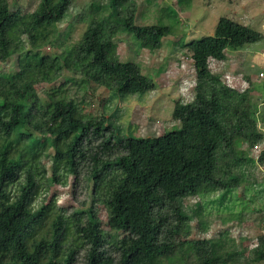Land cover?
<instances>
[{
	"label": "trees",
	"instance_id": "trees-1",
	"mask_svg": "<svg viewBox=\"0 0 264 264\" xmlns=\"http://www.w3.org/2000/svg\"><path fill=\"white\" fill-rule=\"evenodd\" d=\"M71 2L40 0L19 18L0 6V62L11 59L15 65L0 71V264H75L81 249L80 264H234L220 237L188 238V222L197 216L201 230L207 229L205 200L221 204L244 186L248 149L264 135L249 114L256 102L251 90L224 83L208 61L225 60L227 49L257 42L263 33L219 16L211 32L173 39L188 52L195 73L192 100H176L172 107L178 127L123 135L100 116L85 118L73 96L40 94L34 85L54 82L65 69L78 75L74 85L91 91L94 85L110 90L118 79L121 96L153 88L132 62L120 60L113 38L124 34L139 46L158 48L163 38L176 35V11L163 9L168 24L140 25L134 0H89L75 15L85 24L79 38L65 43V34L58 43L57 23ZM24 40L38 50L35 55ZM46 45H60L69 60L62 62L55 50L44 52ZM48 147L55 182L62 174L77 176L86 164L89 209L66 215L52 202L31 205ZM256 161L264 164V146ZM190 196L198 200L188 205ZM96 203L106 210L108 229L100 227ZM249 255L246 264L264 261L263 237Z\"/></svg>",
	"mask_w": 264,
	"mask_h": 264
},
{
	"label": "rangeland",
	"instance_id": "rangeland-1",
	"mask_svg": "<svg viewBox=\"0 0 264 264\" xmlns=\"http://www.w3.org/2000/svg\"><path fill=\"white\" fill-rule=\"evenodd\" d=\"M39 1L0 0V6L8 7L12 15L19 18L26 17L32 12ZM134 1L135 23L140 25L168 24L170 19L163 9L170 8L176 11L173 26L176 35L163 38L158 48L148 49L139 46L124 34H118L113 38L120 60L132 62L152 81L153 88L141 94L134 92L121 96L119 95L121 81L118 79L110 90L94 85L91 91L90 87L74 85L73 81L78 79V75L65 69L54 82H37L34 87L40 94L55 91L59 93V97L73 96L77 99L85 118L100 116L104 121L111 122L117 134L149 136L178 127V121L171 115L174 102L176 100L188 102L194 96L193 62L186 49L174 44L173 39H177L178 36L197 37L211 32L219 16L248 24L264 35V0ZM88 3L89 0H72L69 14L57 23L58 43L65 34L67 35L65 43L74 42L79 38L85 24L78 22L75 15ZM73 15L74 18L71 19ZM59 47L51 49L46 45L42 50L58 51L61 53V61H68L69 58L63 52L64 48L60 45ZM31 48L26 42L25 49L31 50V54L35 55L38 50ZM225 54V60L209 59L208 66L227 85L239 90L244 88L251 90L256 102L252 103L253 106H249V114L251 119L255 120L258 130L264 135V97L262 98L264 96V36L261 40L241 48L227 49ZM14 68L11 59L0 62V71H11ZM263 141L248 149L251 161L245 169L247 178L242 183L244 186L236 187V194H233L230 200L227 195L221 204L205 200L201 209L202 214L205 215L207 229L204 232L201 230L197 216H191L188 222V238L220 237L224 240V252L231 255L234 264L248 263L251 249L258 244L260 237L264 239V164L261 165L256 161L264 146ZM52 157L53 147H48L41 157L45 175L31 199V205L52 202L55 207H63L66 215L73 209H89L90 188L85 187L84 181L86 164L79 165L77 176L73 173L62 174L61 180L55 182L51 178ZM45 179H48V182ZM197 198L187 197L186 203L191 205L198 200ZM231 201L235 203L231 205ZM94 207L100 227L108 229L104 206L96 203ZM72 234L70 238L74 236ZM82 252V249L79 250L75 264L81 263ZM255 264H264V261H257Z\"/></svg>",
	"mask_w": 264,
	"mask_h": 264
}]
</instances>
